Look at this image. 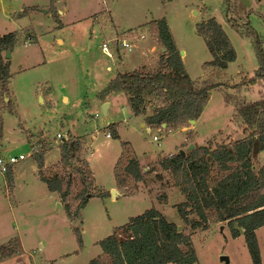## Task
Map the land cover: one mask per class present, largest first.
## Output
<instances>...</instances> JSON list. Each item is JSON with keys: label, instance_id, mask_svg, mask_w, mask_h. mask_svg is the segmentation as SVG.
<instances>
[{"label": "rangeland", "instance_id": "rangeland-1", "mask_svg": "<svg viewBox=\"0 0 264 264\" xmlns=\"http://www.w3.org/2000/svg\"><path fill=\"white\" fill-rule=\"evenodd\" d=\"M249 3L244 0H0V34L15 31L17 35L13 49L0 52L4 61L9 60L12 75L10 91L5 97L0 88V156L30 153L11 167L12 174L14 167L18 173L16 184L9 173L0 176V245H9L14 250L0 264H88L102 252L100 240L147 209L156 207L168 220H180L177 205L183 204L186 197L175 184L172 173L162 168V159L181 150L188 152L191 144H205L207 137L211 138L206 144L213 146L241 137L244 123L236 114L238 104L264 96V81L258 86L236 87L243 79L254 76L259 67L255 36L260 38L264 50V0H249ZM52 6L64 11L58 13L65 23L62 30L53 18ZM211 17L221 23L237 53L224 71L206 67L212 55L196 29L197 23ZM161 18L167 20L191 78L198 81L211 78L210 82L223 84L221 89L212 90L199 122L202 133L198 144L190 133L180 147L186 138V132L180 128L166 127L172 131L159 132L152 127L149 132L135 118L123 94L112 100L108 114L98 97L103 83L116 73L115 68H108L114 61L121 63L120 70H131L140 59L135 53L140 52L145 63L139 68L149 72L158 68L165 49L153 25L154 20ZM232 23L242 28L238 31ZM97 24L101 32L95 29ZM248 30L253 33H241ZM124 37L131 42V50L120 45ZM61 38L66 41L64 47ZM104 40H112V57L102 50ZM65 95L69 100L64 99ZM7 103L12 104L15 113ZM154 103L155 100L152 106ZM151 111L152 107L148 109ZM140 116L145 120L144 115ZM112 123L118 124L120 138L107 135ZM219 128L222 130L218 131ZM58 133L67 138H82L81 157L90 162L99 190L109 192L89 198L79 217H70L66 203L60 199L59 205L56 195H50L31 156L32 148L41 146L39 142L47 144L44 172H65L72 179L70 204L75 209L79 201L74 195L81 189L78 171L81 163L64 168L60 162ZM154 135L161 136L160 140H155ZM122 141L130 142L141 156L145 178L138 183L141 189L134 194L125 193L133 189L135 183L131 181L128 188L119 187L116 196L111 188L116 184L115 166L122 152ZM254 163L259 168L257 157ZM162 194L168 195L166 202L159 199ZM189 219L199 217L191 213ZM180 225L185 233L192 234L199 260L194 264H227L224 257L228 264H254L244 234L234 238L228 221L212 217L206 229L193 228L184 219ZM76 228L80 229L82 245L78 243ZM257 237L264 264V226L257 230Z\"/></svg>", "mask_w": 264, "mask_h": 264}, {"label": "trees", "instance_id": "trees-1", "mask_svg": "<svg viewBox=\"0 0 264 264\" xmlns=\"http://www.w3.org/2000/svg\"><path fill=\"white\" fill-rule=\"evenodd\" d=\"M227 1V0H226ZM52 15L62 23L57 9L51 7ZM25 12V10H24ZM250 25L249 21L247 22ZM238 31L242 28L233 24ZM159 43L165 51L159 57V66L153 72L137 68L133 71L118 72L99 92L105 98L112 92L123 91L129 95V104L135 116L144 115L145 123L152 126L163 124L169 128L187 126L191 119H198L210 99V91L223 84L210 82V79L198 81L189 75L180 50L165 18L154 20ZM196 29L206 42L212 55L207 66L226 70L229 63L237 57L236 50L221 23L215 17L196 24ZM251 30L243 31L249 35ZM16 32L0 34V52L10 51L16 45ZM254 43L259 58V67L254 76L243 79L236 87L254 86L264 81V50L262 42L255 36ZM9 60L0 55V88L5 97L9 93L11 78ZM155 100L154 105L152 102ZM10 103V101H8ZM8 104V103H7ZM9 105V104H8ZM12 105V104H11ZM9 105L12 113L15 108ZM152 107L151 113L148 109ZM236 114L244 123L246 136L239 140L212 144L194 145L188 152L171 154L162 159L164 170L172 173L175 184L186 197L185 202L177 205L182 217L193 228L208 227L209 219L228 221L234 238L242 233L254 264H263L257 230L264 226V165L255 167L254 157L264 149V97L238 104ZM116 123L108 126L111 137L120 138ZM32 148L31 156L36 161L40 179L52 192H57L70 217L80 216V209L89 198L103 196L108 191L99 190L96 178L88 160L82 159L83 143L80 136L62 139L59 144L61 164L64 168L81 163L78 168L81 189L74 198L79 201L73 209L70 204L72 179L66 173L44 172L47 144ZM12 180L11 168L8 170ZM7 173V174H8ZM115 178L118 187L128 188L133 181V189L125 190L134 194L144 181L145 175L130 142L122 141V152L115 166ZM159 199L166 202L167 194ZM191 213L199 219L190 220ZM77 240L82 245V235L76 228ZM10 244V243H9ZM102 253L90 260L89 264H194L198 256L193 246L192 234L185 233L178 224L169 221L156 207L115 228L113 233L99 242ZM9 245H0V260L13 255Z\"/></svg>", "mask_w": 264, "mask_h": 264}, {"label": "crops", "instance_id": "crops-1", "mask_svg": "<svg viewBox=\"0 0 264 264\" xmlns=\"http://www.w3.org/2000/svg\"><path fill=\"white\" fill-rule=\"evenodd\" d=\"M25 9H23V11H24ZM59 12L58 13H60V14H64V11L62 10V9H59L58 10ZM113 20H114V18H113ZM228 20V19H227ZM115 21V20H114ZM229 22V21H228ZM61 23H62V26L61 27H58L59 29L60 28H62V29H64V26H65V23H63V21H61ZM230 23V22H229ZM231 24V23H230ZM64 25V26H63ZM98 25V24H97ZM66 28V27H65ZM62 29H60V30H62ZM98 32H101V26L100 25H98L97 26V28H95ZM57 40H59V38L57 39ZM61 40H62V44H61V46L62 47H64L65 45H66V41H65V39L64 38H61ZM135 53V52H134ZM128 55V54H127ZM126 55V56H127ZM139 55V61H138V63H137V65L134 67V68H132L131 70H127V71H133L134 69H137V68H139L138 66H141L142 64H144L145 63V57L143 56V55H141L140 54V52H136L135 53V56H138ZM126 56H124L123 58L125 59V57ZM183 57V56H182ZM124 61V60H123ZM122 61V62H123ZM184 61V60H183ZM120 65H121V63L120 62H117V63H115V61H114V63L110 66H108V68H115L116 69V73L113 75V76H111V77H109L108 79H107V81L105 82V83H103V86L101 87V89H100V91L109 83V81L112 79V78H114L115 76H116V74L118 73V72H124V71H122V70H120ZM10 84V83H9ZM255 86H258V84L257 85H255ZM222 88V86H220V87H217V88H215V89H221ZM9 90H10V88H9ZM212 90H214V89H212ZM212 90L210 91V97H211V94H212ZM99 91V92H100ZM119 94H123L125 97H126V99H127V101H128V103H129V95H127L126 93H124L123 91H115V92H112V93H110L109 95H107L105 98H101L100 96H98V97H100V102H101V106H106L107 108V110H106V113L108 114V112H109V110H110V107L112 106V100H116L117 99V95H119ZM264 97V96H263ZM262 97V98H263ZM68 99L69 100V98H68V96H64V99ZM42 99V98H41ZM261 99V98H260ZM210 100V99H209ZM259 100V99H258ZM210 101H208V103H209ZM207 103V104H208ZM207 105L205 106V108H204V110H203V112H202V114L200 115V117L198 118V119H196L195 120V122L194 123H191L190 122V125L189 126H184V127H180V130H183L184 132H186V138L184 139V141L180 144V147L182 146V144H184L186 141H187V138L188 137H190V133H193L194 134V143H197L198 144V142H197V140H198V138L200 137V134L202 133V130H200L199 129V122L201 121V119H202V117H203V115H204V112L206 111V109H207ZM135 118H137L138 119V121L140 122V125L142 126V127H145V126H147V124L145 123V121L143 120V117L142 116H135ZM241 121H242V119H241ZM117 124V123H116ZM118 125V124H117ZM120 126V125H119ZM243 126V125H242ZM244 128H245V126H243V128H242V136L241 137H238V138H233L234 139V141L235 140H239V139H242V138H244L245 136H246V134H245V132H244ZM118 129H119V127H118ZM220 130H222V128L220 129H218V131H220ZM119 131V130H118ZM213 136V135H212ZM109 137H111V136H109ZM211 137H207V139L205 140V144H201V146L202 145H207L206 144V142L210 139ZM229 141H232V140H229ZM136 152V151H135ZM136 155H137V157H138V159H139V161H140V163H141V165H142V159H141V156L139 155V154H137L136 153ZM255 157H257V161L260 163V166H259V168L262 166V165H264V149L262 150V151H260ZM47 159V158H46ZM36 163V162H35ZM37 164V163H36ZM89 164H90V162H89ZM46 165H48V163H47V160H46ZM15 166V165H14ZM255 167H256V165H255ZM258 167V166H257ZM256 167V168H257ZM90 168H91V165H90ZM91 170H92V168H91ZM93 171V170H92ZM17 170H16V168L14 167V169H13V178L15 179V184H16V180H17ZM93 174H94V172H93ZM144 175H145V173H144ZM40 176V175H39ZM94 176H95V174H94ZM95 178H96V176H95ZM42 181V180H41ZM96 181H97V178H96ZM43 182V181H42ZM45 184V183H44ZM47 186V185H46ZM16 187V186H15ZM15 187H14V189H15ZM48 188V187H47ZM14 189H13V192H14ZM140 189H141V187H140ZM143 190H144V188H142ZM111 190H113V191H116L115 192V194H116V196H118L119 195V192H120V188L117 186V183L115 184V186H113L112 188H111ZM145 191V190H144ZM48 192L50 193V195H56V198L55 199H57L56 201H58L59 202V205H61V202H60V198H59V195H58V193L57 192H52V191H50V190H48ZM148 194V193H147ZM115 197V196H114ZM156 205H161V204H156ZM162 205H164V206H166V205H168V203H163ZM155 206V205H154ZM160 211V210H159ZM166 218H167V216L165 215V213L163 212V211H160ZM168 219V218H167ZM170 221V220H169ZM181 221H183V219H182V217L180 218V220H176V221H172V222H175L176 224H178V226H179V228L181 229V225H180V223H181ZM243 234V233H242ZM21 241V240H20ZM102 253V252H101ZM100 253V254H101ZM100 254H98V255H100ZM199 261V260H198ZM90 262V261H89ZM89 264V263H88ZM167 264H169V263H167ZM174 264V263H173Z\"/></svg>", "mask_w": 264, "mask_h": 264}, {"label": "built area", "instance_id": "built-area-1", "mask_svg": "<svg viewBox=\"0 0 264 264\" xmlns=\"http://www.w3.org/2000/svg\"><path fill=\"white\" fill-rule=\"evenodd\" d=\"M117 39H114L113 41H115ZM111 43H112V40H104L102 42V50L103 52L108 55L109 57H112L113 54H112V50H111ZM120 45L123 46L124 49H129L131 50L132 49V44L131 42L128 40V38H121L120 41H119ZM148 131L150 132L152 130V127H155L158 129L159 132H163V130H166V125L163 124L161 126H152V125H147L146 126ZM166 131H172V129H167ZM108 136H111L110 133H107ZM57 137L59 139H67V137H64V135L62 133H58L57 134ZM160 137L159 135H154V139L155 140H160ZM33 151H31V154H32ZM30 155L27 154H19V155H12V156H5V155H2L0 156V176H5L7 173H8V170L9 168H11L15 163H17L18 161L20 160H24L26 159L28 156Z\"/></svg>", "mask_w": 264, "mask_h": 264}, {"label": "water", "instance_id": "water-1", "mask_svg": "<svg viewBox=\"0 0 264 264\" xmlns=\"http://www.w3.org/2000/svg\"><path fill=\"white\" fill-rule=\"evenodd\" d=\"M244 1H245V3H246L247 5L250 4V3H249V0H244ZM10 56H11V54L8 53V54H7V57L9 58ZM106 108H107L106 106L103 107V110H104L105 113H106V110H107ZM190 122H191V123H194V122H195V119H191ZM193 148H194V144H191V145L189 146V150H190V149H193ZM181 152H182V153H185L184 150H181ZM115 192H116V191H113L114 195H115ZM224 259L227 261V264H228V259H227V257H224Z\"/></svg>", "mask_w": 264, "mask_h": 264}]
</instances>
